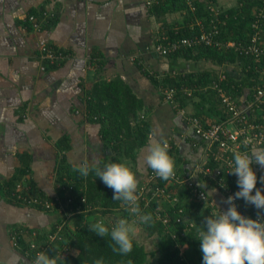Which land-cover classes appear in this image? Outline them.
I'll return each mask as SVG.
<instances>
[{"label":"crops","instance_id":"0c3cea01","mask_svg":"<svg viewBox=\"0 0 264 264\" xmlns=\"http://www.w3.org/2000/svg\"><path fill=\"white\" fill-rule=\"evenodd\" d=\"M216 2L222 9L237 4V0ZM34 11L51 13L56 17L55 25L31 30L27 17ZM182 17L175 13L164 18L171 23L181 21ZM162 28L161 18L147 13L144 0H0V186L12 181L15 186L12 197L0 194V264H31L14 249V232L22 230L28 243L29 232L41 238L60 219L59 209L44 212L14 200L18 188L29 197L53 200L58 196V141L69 139L70 149L65 158L71 168L84 162L91 165L94 157L102 160L108 154L100 138V126L88 122L83 115L84 91L95 81L119 77L146 107L152 108L147 114L152 122L150 138L170 140L179 146L178 168L191 169L201 162L202 143L131 61L133 57L140 58L143 67L159 77L202 71L199 68L205 64L203 61H179L171 66L165 58L152 53L151 46ZM42 45L63 50L69 58L57 69L45 70L40 56ZM96 56L101 66L90 64ZM170 67H175L176 72ZM220 74L226 75L224 69L219 70L215 82ZM197 100L196 97L184 103L189 114L198 113L193 105ZM211 121L214 119H208ZM144 155L146 150L138 154L133 167L139 182L145 181L148 172ZM252 167L259 189L264 191V180L260 179L264 177V167L255 162ZM214 195L210 200L215 207L227 211L221 193L217 190ZM84 218L88 221L89 216ZM74 220L68 224L72 225Z\"/></svg>","mask_w":264,"mask_h":264},{"label":"trees","instance_id":"16d2710c","mask_svg":"<svg viewBox=\"0 0 264 264\" xmlns=\"http://www.w3.org/2000/svg\"><path fill=\"white\" fill-rule=\"evenodd\" d=\"M208 2L216 7L217 15L209 10L207 7ZM255 5L261 6L260 3L250 2L249 0H237L236 6L228 9H222L216 0H203L202 2L199 0H157L156 3L146 7L149 15L154 16L156 19L161 18L162 22V32L157 36L154 43L162 46H168L169 43L177 44L176 49L166 55H158L151 50L155 56L165 58L171 66L179 61L208 62L218 71L214 69L210 71H185L177 74L167 73L159 77V74L155 71L144 68L140 58L133 57L131 61L136 63L141 74L157 89L161 99L170 105L174 113L178 115V108L188 113L184 108V103L197 97L198 100L193 105L198 113L191 115L199 118L204 125L220 122L225 118V115L221 111L216 93L210 88V84L217 80L219 70L224 69L227 81L222 82V85L229 93L234 96L245 95L249 98L255 86L264 88V61L257 63L249 56L233 48L210 46L203 43L196 44V39L202 31H207L211 33L214 42H232L236 47L247 46L252 34L250 22L254 20L251 9ZM43 12L46 11L39 13L34 11L30 15L40 18ZM175 13L183 15L181 21L166 23L164 17ZM53 17L46 19L38 30L42 29L44 25L47 29L52 28L56 23V17ZM37 21L39 22L41 19H37ZM28 24L29 28L34 30L30 23ZM262 25L264 27V22ZM214 30L217 31L216 34L213 33ZM182 40H189L192 44L190 46L182 45ZM43 46L56 52H62L63 55H69L54 46ZM97 58L99 56L91 60L90 64L96 63L101 66L100 59ZM66 60L51 63L44 59L45 70H55ZM170 68L172 72H176L175 67ZM186 89L191 90L190 97L184 95ZM167 90H172L174 93L172 101L164 99V91ZM176 100L178 105L175 106L173 102H176ZM83 101L85 104L84 118L88 122L100 126V138L104 148L108 151V154L101 160V167L103 168L108 163H125L128 161L135 165L133 167H136L138 154L140 152L144 153L147 146L153 142L150 138L152 122L147 116L152 108L146 107L143 100L119 77L111 80L99 79L95 81L89 90L84 91ZM179 117L184 121L183 117ZM208 119H214V122H208ZM189 129L191 130L190 127ZM186 139L187 136L183 140L186 141ZM166 141L171 145L168 150L176 165V162L180 160L179 149L174 147L170 140ZM57 149L61 152V155L56 156L59 164L56 168V181L59 185L57 195L60 202L65 206L64 209L59 211V214L61 213L60 219L55 221L50 233L54 232L58 225L64 224L59 232V239L56 238L49 245L46 253L50 257L57 254L58 264H95L97 260H101L102 264H145L147 258L152 254L146 252L143 245L133 240V251L127 255H122L113 251L115 245L110 236L102 237L90 231L89 224L97 222L98 219H102L110 230L119 219H127L130 222L136 220V223L143 227L148 236L156 235L159 237L157 248V253L160 254L159 264H185L186 262L203 264V253L200 250L201 241L197 239V236L198 232L204 228L205 218L211 215L209 206L200 214L194 216L196 220L195 230L187 232L184 237H180L185 224H175L177 214L171 213V220L167 227L163 226L161 222L155 221L154 213L158 207V202L157 198L152 196L151 189L148 188L164 187L168 185L169 181L156 177L155 182H151L149 185L145 179L143 182L140 181L137 190L138 202L141 212L151 214L153 219L146 224L140 223L138 217L129 212L126 204L122 201L113 200V189L106 186L100 177L95 176L94 172L85 178L78 171H73L65 158V152L70 149L67 137L58 141ZM216 166L217 164L212 159L204 164V167L212 169ZM145 170L148 171L147 174L153 171L148 166ZM189 170L190 167L188 166L175 167V172L183 171L187 173ZM222 177L225 181L232 182L229 173H223ZM193 181V189L205 191L209 200L212 197L215 198L214 194L217 190L221 192L213 183H207L202 174H197ZM13 182L0 186V194L3 196L11 195L12 197L11 192L15 187ZM70 187L71 189H69ZM168 188L175 191L179 199L186 201L183 203L184 217L190 218L191 210H199L200 206L198 204L188 200L189 195L193 192L192 188H188L186 184L170 185ZM68 199H70V202H68ZM209 202L213 206L216 205L212 200ZM57 205L49 211L42 210L41 207L36 209L44 212H53V210L57 212L59 209ZM70 213L74 214L67 217ZM86 215L89 216L88 221H85L84 217ZM109 217L112 218L111 222L108 221ZM73 219H75L74 224L69 225L68 223ZM21 231L14 232L13 247L32 264L36 252L29 251L23 235H20L22 234ZM172 232L176 234L177 238L170 237L169 233ZM178 246H180V249ZM66 249L71 252L65 251ZM180 253H182L181 256Z\"/></svg>","mask_w":264,"mask_h":264},{"label":"built area","instance_id":"2783aa9c","mask_svg":"<svg viewBox=\"0 0 264 264\" xmlns=\"http://www.w3.org/2000/svg\"><path fill=\"white\" fill-rule=\"evenodd\" d=\"M199 1L202 2L203 0ZM249 1H256L258 4L260 3L261 6L259 7L255 5L251 9L254 20L250 22L252 34L247 46L236 47L232 42H214L212 41L211 33L207 31H202V33L196 39V44L203 43L210 46L213 45L217 47L233 48L249 56L257 63L263 62L264 27L262 23L264 22V0ZM144 2L145 6L149 7L156 3L157 0H144ZM207 7L215 15L218 14L216 7L209 2L207 3ZM50 17H52V14L43 12L40 18H37L34 15H29L27 17V21L34 30H38L41 24ZM37 19H41V21L38 22ZM213 33L216 34L217 31L214 30ZM181 44L190 46L192 42L189 40H182ZM176 47L177 44L175 43H169L168 46H162L161 44L154 43L151 46V50L158 55H166L168 52L174 51ZM40 56L42 60L46 59L51 63L69 58L68 55H63L62 52H56L53 49L44 47L43 45L40 47ZM218 77V82H212L210 84V88L216 93L221 111L223 112V115H225V118L222 121L204 125V123H202L201 120L196 116H192L191 114L186 113L184 110L178 108V115L184 118V121L191 128L196 140L199 143H202L204 153L200 159L201 162L191 168L187 173L183 171L175 172V176L168 180L169 182L167 186L160 188L148 187L151 189L150 192H152V196H155L158 202V207L154 213L155 221L161 222L163 226L167 227V224L171 220V213L177 214L178 217L175 218V224H185L183 231L180 233V237H184L187 232L195 230L196 220L194 219V216L200 214V212L205 210L206 207L209 206L211 208L210 214L220 211L219 208L213 206L209 202L210 200L208 194H206L205 191L197 190L196 188L193 189V180L196 178L197 174H202L207 183H213L221 191V196L226 202L228 197H232L236 192L240 191L237 183L238 177L235 174L229 173L231 171L229 168V162L234 160V152L249 151L253 146L256 148H264V88L262 86H255L249 98H247L245 95L234 96L229 93L222 85V82L227 81L226 75L220 74ZM173 94L174 93L172 90L164 91V99L166 101H172ZM184 95L190 97L191 90L189 91L186 89ZM173 104L175 106L178 105L177 100L176 102L174 101ZM198 142H194V144L197 145ZM168 145L169 148H171L169 143ZM173 146L179 148L178 145ZM209 159H212V161L217 164L215 168L212 169L210 167H204L205 162ZM223 173H229L231 175V185H229V182L224 180L222 177ZM156 177L158 176L154 171L149 172L146 177V183L150 185L151 182H155ZM175 184H186L188 188L193 189V192L191 195H189L188 200L194 201V203L198 204L200 208L198 211L195 209L191 210L190 218L183 216V203L186 201L179 199V197L176 195V192L168 188V186H174ZM69 189H71V187ZM257 189H259L258 181ZM253 194H255V189L253 190ZM14 200L33 208L41 207L40 209L46 211L52 210L56 204H58L60 207L59 211L64 209L65 206L60 202L58 196L54 197L53 200H49L43 196L29 197L24 195V193L20 191L19 188L16 190ZM82 201H84V199H82ZM68 202H70V199H68ZM233 203L236 205L237 210L245 217L254 220L258 219L264 222V209H257L254 205L247 203L243 198H237ZM230 207L231 205L228 204V209ZM73 214L70 213L67 215V217H70ZM97 221L103 220L98 219ZM63 224L58 225L54 232L50 233L49 231L45 233L41 238H37V234L33 231L28 233L31 237V240L27 243L29 251L36 252L32 260V264L39 252H46L49 245L53 243L56 238L59 239V232L61 231ZM20 233H22V235L24 234L23 231ZM169 234L171 238H177L174 232ZM12 239L14 241L15 237H12ZM178 248L180 249V246H178ZM65 251L69 253L71 252L69 249H66ZM181 255L182 253H180V256ZM185 264L191 263L186 262Z\"/></svg>","mask_w":264,"mask_h":264},{"label":"clouds","instance_id":"9594fccd","mask_svg":"<svg viewBox=\"0 0 264 264\" xmlns=\"http://www.w3.org/2000/svg\"><path fill=\"white\" fill-rule=\"evenodd\" d=\"M168 149L166 140L153 141L143 156L147 166L165 181L175 176L176 167ZM233 156L234 160L229 162V173L238 177L240 191L226 200L231 205L227 211L220 210L205 218L204 228L197 236L201 241L203 264H264V222L245 217L233 203L235 199L243 198L257 209H264V191L257 189L258 177L252 167L254 162L264 167V148L253 146L249 151H236ZM101 163L94 157L91 165L84 162L73 166V171H78L85 178L94 172L113 189V200L126 204L140 223L151 222V214L141 212L137 194L140 182L136 172L126 163H108L103 168ZM260 179L264 180V177ZM135 224L136 220L119 219L110 230L103 221H97L89 224V230L102 237L110 236L115 245L113 251L127 255L133 251L137 231ZM33 264H58V260L56 255L50 257L46 252H39ZM95 264H102V261L97 260Z\"/></svg>","mask_w":264,"mask_h":264},{"label":"rangeland","instance_id":"374dc122","mask_svg":"<svg viewBox=\"0 0 264 264\" xmlns=\"http://www.w3.org/2000/svg\"><path fill=\"white\" fill-rule=\"evenodd\" d=\"M204 63L205 64H203L199 68L200 70H203L202 68H204V70L206 69L212 70L215 68L213 65H211L208 62H204ZM195 66H199V64H196ZM214 70H217V69H214ZM130 167L133 170V166H130ZM108 221L111 222L112 218L109 217ZM108 224H111V223H108ZM135 227L137 231H136V236L134 237L133 240L136 241L138 244L143 245L145 250L148 253L152 254L150 257L147 258V261L145 262V264H159L158 259L160 258V254L157 253L159 237H157L156 235L151 236V237L148 236L145 230L143 229V227L138 223L135 224Z\"/></svg>","mask_w":264,"mask_h":264}]
</instances>
